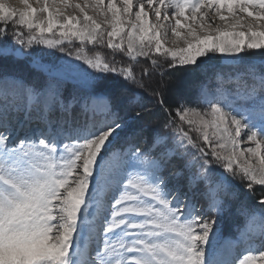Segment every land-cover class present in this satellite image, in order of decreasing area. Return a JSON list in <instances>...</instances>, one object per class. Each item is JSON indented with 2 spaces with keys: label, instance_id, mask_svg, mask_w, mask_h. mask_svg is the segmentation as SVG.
Masks as SVG:
<instances>
[{
  "label": "snow or ice",
  "instance_id": "6c2138e0",
  "mask_svg": "<svg viewBox=\"0 0 264 264\" xmlns=\"http://www.w3.org/2000/svg\"><path fill=\"white\" fill-rule=\"evenodd\" d=\"M20 3L23 9L0 0V264H264V197L259 211L242 209L238 255L220 259L214 244L235 197L229 177L249 192L264 189V65L246 63L264 53V0ZM169 35L184 46L168 47ZM40 45L90 69L84 75L93 96L80 110L82 122L65 136L42 131L13 140L10 92L14 106L24 100L42 118L59 103L53 85L41 93L15 74L21 50ZM96 47L111 50L112 58ZM219 57L232 67L246 65L243 73L202 82L195 107L169 105L168 85L161 83L154 95L167 131L139 127L133 134L145 148L112 147L127 119L143 117L122 119L116 97L96 93L109 74L144 89L152 73L144 68L138 76L134 66L142 59L157 71H196ZM233 83L231 99L212 90ZM198 192L203 208L194 202Z\"/></svg>",
  "mask_w": 264,
  "mask_h": 264
},
{
  "label": "trees",
  "instance_id": "16d2710c",
  "mask_svg": "<svg viewBox=\"0 0 264 264\" xmlns=\"http://www.w3.org/2000/svg\"><path fill=\"white\" fill-rule=\"evenodd\" d=\"M95 50L100 51L107 58H112L111 50L106 47H96ZM88 51L91 53L93 47L88 48ZM261 53H254L251 56L250 61L258 63L260 60H264L261 57ZM116 59L123 64L128 63L126 58H122L119 54L116 55ZM162 59V58H161ZM25 62V61H24ZM20 62L16 66L15 74L17 76L23 77L26 79L30 87L38 89L41 80L46 74L43 69H36L30 66L29 63ZM135 70L139 74L143 71L144 68H148L152 73L150 77H144V83L146 88L140 89L131 84L123 81L119 76L109 74L106 80L103 83V87L96 89V93L109 94L116 97L119 103V110L122 119L128 117H134L137 112H140L143 119L139 121H133L132 119H127V127L120 134L118 140L113 144V148H124L126 144L142 147L145 146L143 140H138L137 136L133 133L139 127H144L149 130V134L153 132H165L166 129L163 128V122L165 119L164 113L161 111L160 105L158 103V97L154 95V90L163 83L168 85L163 89L165 99L169 105H174L176 103L191 104L193 107L197 106L200 102V85L205 80L208 81L217 72H224L225 67L219 65L217 61H211L207 66L203 67L200 70L193 71L191 66L185 68H175L168 69L165 66L163 69L157 71L151 68V65L145 61L141 60L140 63L136 64ZM13 68L11 62L8 63V69L11 71ZM223 69V71H219ZM162 73H170L162 75ZM211 84V83H209ZM92 83L90 84H78L69 80H62V88L60 91V98L64 104L68 102L76 103L78 101L79 93H91L93 94ZM183 88V90L181 88ZM188 88L185 89V88ZM137 94L138 98L136 103L129 102L131 95ZM75 108L71 113L73 116L69 121V118L65 116V121L67 122H81L75 115ZM233 184V189L237 190L235 200H230L228 211L223 215L221 219V231L220 236L233 237L237 233L234 232L236 229H239L244 224V217L241 214L242 209L255 207L260 210V205L258 200L264 197V191L260 189H255L254 191L249 192L244 184L241 182L242 188L245 187L246 191L242 189L239 184V179L229 178ZM196 202V201H194ZM197 204L198 201L196 202Z\"/></svg>",
  "mask_w": 264,
  "mask_h": 264
},
{
  "label": "rangeland",
  "instance_id": "374dc122",
  "mask_svg": "<svg viewBox=\"0 0 264 264\" xmlns=\"http://www.w3.org/2000/svg\"><path fill=\"white\" fill-rule=\"evenodd\" d=\"M30 2H34V0H30ZM6 3L8 6L16 8V9H23V5L20 3V0H6ZM9 36H11V33H9ZM175 37H172L169 35L167 46L168 47H183L184 45L182 42L179 44L174 43ZM9 43H11V39H9ZM73 44L75 47H79V43L76 41H73ZM65 47H68L69 50H73L69 45L65 44ZM18 47V46H17ZM88 48H91L93 46L89 45ZM22 55L19 58L20 62L29 63L30 66L33 68V66L36 69H43L46 74L41 80V83L38 86V90L41 91V93H47L48 86L51 84L53 85L55 91L58 93V99L59 103L53 105L50 110V114L48 112H45L42 114L39 111V109L36 106H32L31 108L28 107V104L24 100L16 99L15 106L13 101V96L11 92L9 93L8 97V112L9 116L11 118V127L10 131L12 132V139L16 140L18 138H23L25 136L28 137H34L39 136L42 131H45L47 133H51L52 135H60L65 136L67 134L66 129H70L74 122H67L65 121V116L69 118V121H74V119L70 120L72 118V110L75 108L77 112H75V115L79 121L82 122L83 117L81 115V109L83 108L84 104L86 102L91 103L90 97L93 96L91 93H79L78 101L76 103H72L71 101L68 102V104H64L60 98V91L62 88V80H69L76 82L78 84H90L92 81L89 80L88 77L84 75V72H91L90 69H87L85 65L80 64V62L72 59L70 56H68L64 52H60L56 49H48L44 46H35L32 49H22ZM260 53V52H255ZM262 59H264V53H261ZM212 61H217L219 65L224 66L226 69L224 72H217L216 74H213V76L210 78L209 83L214 84L217 80H227L229 77H231L233 80L237 78L238 74L243 73V69L246 66H238V67H232L227 65V63L224 61L222 57H219L217 59H214ZM211 62V61H210ZM253 65H256L257 67L264 65V60H260L258 63L249 62ZM69 65H77V68H69ZM20 77V76H18ZM27 86H30L26 79L23 77H20ZM0 88H3V85L0 84ZM181 88V87H180ZM236 88V84L233 83L231 85H224L220 88H213L212 90L215 91L218 95H222L225 97H228L231 99V97L234 95L233 89ZM183 90V88H181ZM185 89L188 90L186 87ZM207 91V89L205 90ZM138 98L137 94L131 95L129 98V102L136 103ZM65 105L68 106L67 113H65ZM69 111L71 113H69ZM99 114V113H98ZM118 140V139H117ZM116 142V141H115ZM114 142V143H115ZM132 145L126 144L124 148H117L115 149L117 152H120L121 150H125L128 148H131ZM145 146L140 147L141 149L145 148ZM175 167H178V164L176 166L170 167L168 169V173L171 174L174 172ZM231 178V177H229ZM239 179V178H234ZM175 181L173 180V184ZM242 188L241 181L239 180L238 184ZM244 191H246L245 187H243ZM255 189H260L264 191V189H261L259 186H256ZM235 196L237 193V190H234ZM189 199H192V196H189ZM231 200H235V197ZM195 201L199 204H197L198 207L203 208L204 207V200L199 195V192L195 195ZM257 211H259L258 208H254ZM241 214L244 217V224L241 228L236 229L234 232L237 234L233 237H225L222 238L220 236L221 231V219H219L218 225H217V235L214 239V244L216 245L215 254L220 259H230L231 255H238L242 251L241 247V237L244 232V228L246 225V215L244 212H241ZM254 228L257 229L258 233V225H254ZM231 252V255L229 254Z\"/></svg>",
  "mask_w": 264,
  "mask_h": 264
}]
</instances>
